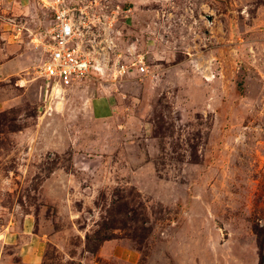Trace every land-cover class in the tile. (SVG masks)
I'll return each instance as SVG.
<instances>
[{
  "label": "rangeland",
  "instance_id": "rangeland-1",
  "mask_svg": "<svg viewBox=\"0 0 264 264\" xmlns=\"http://www.w3.org/2000/svg\"><path fill=\"white\" fill-rule=\"evenodd\" d=\"M123 3L143 74L54 90L42 0L0 38V264H264V0Z\"/></svg>",
  "mask_w": 264,
  "mask_h": 264
},
{
  "label": "built area",
  "instance_id": "built-area-1",
  "mask_svg": "<svg viewBox=\"0 0 264 264\" xmlns=\"http://www.w3.org/2000/svg\"><path fill=\"white\" fill-rule=\"evenodd\" d=\"M123 2L42 0L52 20L45 36L47 56L40 68L54 90L74 87L96 73H112L118 78L137 70L141 74L147 71L143 56L131 53L126 61L118 42L122 36L120 23L132 14V8Z\"/></svg>",
  "mask_w": 264,
  "mask_h": 264
},
{
  "label": "crops",
  "instance_id": "crops-1",
  "mask_svg": "<svg viewBox=\"0 0 264 264\" xmlns=\"http://www.w3.org/2000/svg\"><path fill=\"white\" fill-rule=\"evenodd\" d=\"M31 3L32 0H0V38L2 37L4 39H7L9 42L13 39V37H18V33L20 32H16L17 34H9V32L14 29L13 26H17L19 24V18L26 14V12L29 10V6ZM13 22H16V24H14ZM5 63L9 64L10 59L7 60V62ZM92 103L93 111H95V117L103 119L111 115L110 110L108 108L106 109V105L103 101L95 100ZM101 112L105 113L102 114ZM13 238L14 239H12L11 237V240H13V244H17V237L14 236ZM21 239L25 241L24 238ZM26 241L24 243H20L21 257L25 262L28 261L30 258H32V262H35V258L38 257V251L36 253L37 247H43V242L33 237L30 239L27 238Z\"/></svg>",
  "mask_w": 264,
  "mask_h": 264
},
{
  "label": "trees",
  "instance_id": "trees-1",
  "mask_svg": "<svg viewBox=\"0 0 264 264\" xmlns=\"http://www.w3.org/2000/svg\"><path fill=\"white\" fill-rule=\"evenodd\" d=\"M260 234V233H259ZM261 245H262V242H261ZM262 263L261 264H263V261H261Z\"/></svg>",
  "mask_w": 264,
  "mask_h": 264
}]
</instances>
